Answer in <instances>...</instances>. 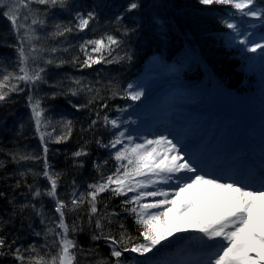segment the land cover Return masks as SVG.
Here are the masks:
<instances>
[{
	"label": "trees",
	"instance_id": "16d2710c",
	"mask_svg": "<svg viewBox=\"0 0 264 264\" xmlns=\"http://www.w3.org/2000/svg\"><path fill=\"white\" fill-rule=\"evenodd\" d=\"M257 2L264 8V0ZM129 3L130 0H67L65 7L31 5L33 13H28L25 24H31L34 14L45 22L32 26L39 38L31 42L37 54L34 61L29 60V67L33 72L43 68L44 79L35 85L13 80L19 90L0 101V193L3 194L0 195V235L6 237L8 243L16 241L13 249L20 247L24 251L35 246L43 255L50 250L45 247L48 245L53 253L56 251L52 242L59 238L48 233V229L58 223L56 202L43 195L33 198L28 188L33 185V190L39 188L44 192L50 187L42 175L45 143L49 171L59 174L57 196L69 202V207L74 192L77 196H87L91 191L89 185L103 182L119 167L115 160L119 148L111 147L118 128L105 124L104 117L119 121L126 115L132 116L128 107L131 99L122 86L140 71L151 54L159 53L168 64H178L175 73L167 74L165 79L173 81L175 76L179 84L196 87V91H192L194 98L197 97L193 107L208 108L211 100L222 92L230 99L249 98L264 105V81L257 73L245 70L244 51L227 43L228 28L224 21L233 10L231 6L203 5L199 0H138L140 7L127 11ZM4 10L0 8V79L7 73L21 74L19 38L3 15ZM89 11H95L96 19L84 31L76 29L77 13L86 15ZM58 23L72 27L73 31L63 36L54 35ZM260 26L259 30L264 33V23ZM24 31L22 28L21 35ZM107 35L120 41L107 57L114 62L82 67L86 56L80 46L87 40ZM29 47L26 42L24 50L31 57ZM49 59L54 62L47 64ZM76 79L81 81L84 90L73 96L68 90L75 87ZM205 88L208 94L201 96ZM29 97L32 102L39 100L43 110L42 123L46 125L41 128L45 132L43 142L36 130ZM131 102L138 103V100ZM81 105L85 107H79ZM94 120L96 124L92 125ZM68 121L72 122L71 135L63 142H55L56 137L66 135ZM81 150L86 155L73 156ZM13 154L17 159L20 155L41 159L17 163L12 159ZM18 182L20 187H16ZM132 193H101L96 202L98 213L91 223L86 202L76 211L65 210L69 238L83 249L77 254L75 264H115L111 245L103 239H92L100 232L95 226L97 219L104 224L105 234L119 239L121 232H126L134 240L142 241L140 225L129 211L134 205L125 203L133 197ZM25 204H35L43 216L36 215L31 206L22 211ZM145 259L148 257L135 253H124L121 257L124 264H137ZM0 264L19 262L9 255L0 257Z\"/></svg>",
	"mask_w": 264,
	"mask_h": 264
},
{
	"label": "snow or ice",
	"instance_id": "6c2138e0",
	"mask_svg": "<svg viewBox=\"0 0 264 264\" xmlns=\"http://www.w3.org/2000/svg\"><path fill=\"white\" fill-rule=\"evenodd\" d=\"M203 5H229L236 10L241 17H253L261 19L264 17V9L257 10L255 0H199ZM67 0H0V8H4L3 15L10 22L12 30L19 38L20 46L17 48L19 53L20 67L19 73H7L0 79V101H4L9 93L18 91V85L12 83L15 81H23L32 83L43 81L44 77L41 73L43 68L32 71L29 67V60H35L37 49L31 42L38 39L35 35L33 25L43 24L45 21L38 18V14H34L31 24L26 25L25 21L29 19L28 13H33L32 4L50 5L52 7H65ZM140 7L138 0H130L127 11H133ZM96 19L95 11H89L85 14L77 13L76 29L84 31L88 28L90 22ZM120 19V17H118ZM228 29H231L239 43L245 46V50L257 53L258 50H264V43L253 42L249 40L248 34L243 33L236 23L224 21ZM264 23V20H262ZM25 29L21 35V29ZM56 31L54 35L63 36L73 31L72 27L55 25ZM264 39V37H261ZM29 43V51L32 53L30 57L24 50V44ZM120 41L112 35H107L95 40H87L80 47L85 54L86 59L82 62V67H92L94 64L112 63L107 57L112 55L114 46L118 47ZM251 45V46H249ZM90 47V51H89ZM53 52L56 49L52 50ZM107 53V56L105 55ZM95 54V55H94ZM54 61L49 59L47 64ZM63 63V61L61 62ZM75 87L68 91L71 95L76 96L84 90L81 87L79 79L74 80ZM129 88L132 85L128 86ZM91 91V88H88ZM144 92L136 91L127 93V97L133 101L140 100ZM31 110L35 120L37 132L40 134V140H45V132L41 131L42 127H46L42 123L43 110L40 108V101L32 102L29 97ZM91 102V101H89ZM77 107L76 105H73ZM79 107H85L81 105ZM106 107V105H105ZM98 115V114H97ZM105 124L110 123L113 128H120L121 125L116 119L109 121L108 117H104ZM71 121H68L66 135L56 137L57 143L63 142L71 135ZM96 121H92L95 125ZM125 132L121 131L111 141V147L115 148L118 144H124ZM128 144L122 150L115 153V160L119 162L112 175L106 180L98 184L89 185L91 191L87 196H77L73 193V198L69 202L61 200L57 196L59 174H53L49 171L50 165L47 161L48 147H43V177L49 182L50 187L42 192L39 188L33 190V185H28L29 191L33 198H39L42 195L55 200V211L58 213V223L55 228L50 227L48 233L58 237L53 240L52 247L56 251L53 253L50 246L49 251L43 255L35 246L21 251L20 247L13 249L12 245L16 243H8L6 237L0 235V257L13 256L19 264H75L77 254L83 251L78 248L74 240L69 238V225L65 221V210L76 211L85 202L89 205V223L92 218L97 215L96 206L97 197L106 191H111L114 195H127L128 192H134L135 195L126 200V204H133L129 211L135 215L136 222L140 225V236L142 241H136L126 232H121L119 239L111 234H105L104 224L100 219L95 221V226L100 229L99 234L93 235V240L103 239L111 245V257L115 258V264H124L121 257L124 253H135L140 257H147L154 249L162 244L163 241L174 236L181 231L189 229L203 234V237L214 243L206 244V251L200 264H264V218L257 219L256 214L264 209V174H261V182L259 188H253L250 185L242 184L238 181L221 182L218 178H212L208 174H204L203 170L189 159H185L186 153L181 151V146L174 143L166 135H160L155 139H145L143 143H135L134 138L127 137ZM109 145H104L108 147ZM86 155L82 150L73 153V156L80 157ZM14 162L36 160L40 157L29 155L13 154ZM126 161V163H123ZM2 166V165H0ZM25 173H21L24 176ZM33 175H37L33 173ZM175 180V188L172 192L164 191L155 186L159 183L168 184L169 181ZM16 187H20L19 182ZM149 188L155 190L149 191ZM0 195H3L0 193ZM184 197L181 201V197ZM163 197V199H155L151 203H144L146 198ZM204 201L213 212L211 217H204L193 214L197 205ZM258 201L261 203L258 204ZM31 206L36 215L43 216L42 211L36 210L35 204H25L21 210ZM155 210V211H154ZM181 221L189 226L181 227ZM44 223V220H41ZM56 228L60 231H56ZM123 228V225H121ZM75 231L76 227L73 226ZM40 235V233H36ZM47 239V235H46ZM94 251V250H90ZM27 253V255H25ZM137 264H158V262L145 259L140 260Z\"/></svg>",
	"mask_w": 264,
	"mask_h": 264
},
{
	"label": "rangeland",
	"instance_id": "374dc122",
	"mask_svg": "<svg viewBox=\"0 0 264 264\" xmlns=\"http://www.w3.org/2000/svg\"><path fill=\"white\" fill-rule=\"evenodd\" d=\"M255 7L257 10L264 9L259 5L257 0H255ZM226 20L231 23H236L243 33L248 34L249 40L264 43V39H261V37H264V33L259 30L264 17L261 19L241 17L236 13V10L233 9L230 14L227 15ZM239 39H243V36L236 38L232 30L228 29L227 43L233 47H239L245 53V70L248 73H257L260 80L264 81V50H258L257 53L248 52L245 50V46L239 43ZM167 73L169 74V65H165L161 56L156 54L145 62L142 69L134 78L123 83L122 87L126 93L142 90L144 95L140 99L142 101L141 104L134 105L130 100L128 107L131 112H133V114L131 113L132 116L126 115L118 121L121 125V127L118 128V134L121 131L125 132L124 144L117 145L119 150H122L124 146L128 144V136L133 137L135 143H143L145 139H155L160 135H166L169 139H172L174 143H178V145L181 146V151L186 153L185 159H189L191 162V157L195 154V148L200 142L212 146L217 145L222 148L225 147L226 150H231L234 145L244 144V140H242V138H244L242 135L244 129H250L248 132L249 137L261 138L259 136L260 134L264 136L263 130L260 129L259 134L255 126L252 128L251 124L255 122L258 124L260 121L256 115V108L249 103V100L244 102H231L224 97L221 99H219L218 96L214 97V100H211L209 104L214 107L218 106V110L226 117L225 121L227 122L217 121V123L210 122L208 125H205L199 122V120H196L193 116L188 117L190 107H188L187 102H191L192 100H188L183 95L188 93L194 97L195 95L192 94V91H196V87L186 86L187 84L185 83H183V85L179 84L175 76H173L175 78H173V81L162 78L166 77ZM129 85H132V87L129 88ZM162 85L163 89L159 88ZM207 94L208 89L205 88L201 95ZM242 107L248 110L247 113H245L244 109H241ZM235 116H237L239 120L241 119L244 121V123L239 122L238 119H233ZM211 124H215V129L212 130L213 133L210 137H206L205 134L209 133L206 131L209 130L206 129V126L210 127ZM145 125L148 127L147 129H144ZM216 136H220V138L216 140ZM250 142L254 144L257 141L251 139ZM209 157H212V153L209 154ZM124 163H126V161H124ZM173 181L175 180L169 181L168 184L159 183L155 187L172 192L175 185L170 183ZM148 190L151 191L155 189L149 188ZM131 195L134 196L135 193L133 192ZM155 199H163V197H149L143 202L151 203ZM183 199L184 197L182 196L181 201H183ZM259 203H261V201H258V204ZM193 214L211 217L213 212L202 200L197 205ZM256 218H264V209L256 214ZM181 227L188 228L189 226L186 222L181 221ZM187 240H190V244H184ZM171 243H174L172 247L169 245ZM211 243L214 242L208 241L203 237L202 233L189 229L188 231H181L169 237V239L163 241L157 249L149 253L147 257L149 259L152 254L165 249V252H167L166 255H158L162 258L157 261L158 264H200V260L203 258V254L206 251L205 245ZM177 248H179L180 251L177 250ZM165 256L167 258L164 259L163 257ZM171 257H177L178 259L173 260Z\"/></svg>",
	"mask_w": 264,
	"mask_h": 264
},
{
	"label": "bare ground",
	"instance_id": "6f19581e",
	"mask_svg": "<svg viewBox=\"0 0 264 264\" xmlns=\"http://www.w3.org/2000/svg\"><path fill=\"white\" fill-rule=\"evenodd\" d=\"M145 128H146V125L144 126V129H145ZM229 161H230V164H232V165L239 164V167H241V166H243L245 163H247V161H245L244 159L241 160V161H236V160H233V161L229 160ZM238 175H239V174H238ZM170 184L175 185V181H173V182L170 183Z\"/></svg>",
	"mask_w": 264,
	"mask_h": 264
}]
</instances>
